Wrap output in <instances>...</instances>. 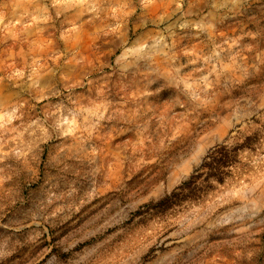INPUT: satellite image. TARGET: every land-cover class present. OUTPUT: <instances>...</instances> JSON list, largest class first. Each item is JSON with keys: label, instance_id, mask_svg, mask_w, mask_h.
<instances>
[{"label": "rangeland", "instance_id": "374dc122", "mask_svg": "<svg viewBox=\"0 0 264 264\" xmlns=\"http://www.w3.org/2000/svg\"><path fill=\"white\" fill-rule=\"evenodd\" d=\"M0 264H264V0H0Z\"/></svg>", "mask_w": 264, "mask_h": 264}, {"label": "trees", "instance_id": "16d2710c", "mask_svg": "<svg viewBox=\"0 0 264 264\" xmlns=\"http://www.w3.org/2000/svg\"><path fill=\"white\" fill-rule=\"evenodd\" d=\"M219 156V157H218ZM208 157L210 160L204 159V162L201 165V168L205 170L203 174H206L207 178H215L217 180H222L223 176L226 174L224 170L228 165L232 162V158L227 154L224 147H218L213 150ZM201 176V174L192 175L190 180L185 182L181 190H188L191 194L194 191L200 190L199 186H196L197 179ZM188 194L186 196H189ZM184 196V195H183ZM178 194H174L173 198H177Z\"/></svg>", "mask_w": 264, "mask_h": 264}]
</instances>
